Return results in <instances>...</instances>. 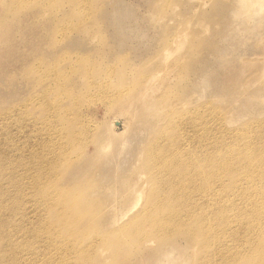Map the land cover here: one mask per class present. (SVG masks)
Wrapping results in <instances>:
<instances>
[{
  "label": "rangeland",
  "instance_id": "374dc122",
  "mask_svg": "<svg viewBox=\"0 0 264 264\" xmlns=\"http://www.w3.org/2000/svg\"><path fill=\"white\" fill-rule=\"evenodd\" d=\"M230 8L218 0H0V155L7 156L0 159L1 171H17L16 181L25 188L32 177L21 167L44 166L49 173L57 164L55 173L70 172L72 179L59 185L69 210L28 200L26 215L8 223L23 225L20 251L29 247L32 253L16 264H154L170 247L175 260L167 264H246L264 225V212L252 210L258 195L229 192L222 200L214 187L217 199L198 213L214 239L216 229L223 232L220 243L207 247L204 237L187 238L193 223L176 227L177 236L163 243L135 220L151 206L136 194H148L160 180L146 171V155L164 142L161 131L170 122L181 127L194 113L200 116L205 127L193 131L209 133L185 149L206 144L203 157L217 153L228 158L227 167L236 166L237 150L244 157L264 154V24L238 32ZM51 116L59 118L51 123ZM112 117L120 125L114 136L107 128ZM72 135L78 142L84 138L85 146H75ZM260 170L264 160L234 184L255 189L259 182L251 184L250 172ZM81 193L85 200L72 204ZM12 214L9 208L1 219ZM246 214L256 223L247 226ZM26 232L29 238H21Z\"/></svg>",
  "mask_w": 264,
  "mask_h": 264
},
{
  "label": "bare ground",
  "instance_id": "6f19581e",
  "mask_svg": "<svg viewBox=\"0 0 264 264\" xmlns=\"http://www.w3.org/2000/svg\"><path fill=\"white\" fill-rule=\"evenodd\" d=\"M218 1H225L226 3H229V6L232 7V10L230 8L229 16L233 19L232 22H234L236 24L237 29H239L238 32L242 33V32L247 31L250 28V26L256 22H260V23L264 24V0H218ZM88 12H89V10H88ZM88 12L86 11L87 14H88ZM228 21H230V19ZM199 74H201V73H199ZM169 75L170 74H168V76L166 75L165 78H163V79L169 80V77H170ZM45 78H44V80H45ZM53 78H54V76L52 77V79ZM93 80H92V84H93ZM99 82H101V81L99 80ZM97 83H98V81L96 82V84ZM108 83L109 82H107V84ZM93 85H95V84H93ZM89 86L92 87L91 84ZM96 86H98V84ZM96 86H95V88H96ZM103 87H104V85H103ZM149 88H152V87L149 86ZM96 89H98V88H96ZM100 89H101V87H100ZM100 89H98V90H100ZM110 89L111 88L109 87V90ZM88 90H89V88H88ZM105 90L107 91V89H105ZM46 99H47V97H46ZM75 99L77 100V98H75ZM136 99L137 100H145V99H142L141 95H137ZM84 101L86 102V100H84ZM52 102H54V101H52ZM63 102H64V100H63ZM48 103H50V100ZM48 103H46V104H48ZM58 103H59V105H56V106L60 107V102H57V104ZM49 105H51V104H49ZM74 107L78 108L79 106L77 107V105H75ZM53 108H55V107H53ZM53 108H52V110H53ZM64 108H66V107H64ZM56 109L61 110L58 107H56ZM56 109H54V110H56ZM58 110L56 112H59ZM66 110H68V109L66 108ZM80 110H81V108H80ZM52 112L54 113V111H52ZM68 112H69V110H68ZM124 112L128 113V110L125 109ZM64 113H61V114H64ZM56 114H59V113H56ZM70 114H72V113H70ZM66 115H68V113ZM69 115H68V117H69ZM57 116L58 115H56L55 117H57ZM53 117H52V119L50 118L51 123H52ZM71 117L73 119L74 115ZM58 118H55V120H57ZM60 118H62V117H60ZM74 118H76V120H77V116ZM116 119H118V118L112 117V121L110 122V125L107 126L108 133L110 136L115 135L116 130L114 127H116L115 125H119V121H118L119 119L118 120H116ZM55 120L53 122L54 124L56 122ZM69 121H70V119H69ZM80 122L81 121L79 120V123ZM124 123H125L124 121H121V126H123V128H124V125H123ZM58 124H59V122H58ZM58 124L56 122V125H58ZM62 124H59V126H61ZM181 124H182L181 127L176 122H172V123L170 122L169 124H167V126L164 128V130L161 131V136H160V138H162L164 142L162 144H159V145H156V146L150 148L147 155H146V158H145V169H146V171L148 173H150V172L153 173L154 176L156 178H159L160 180L154 188H151V190L148 194L145 195L143 193V190L138 191V194H136L135 197H137V198L140 197V198L145 199V203L146 204L150 203L151 206L146 208V210H145L146 214L144 216H139V218H136L135 220L140 219L144 224L148 225L152 231V232H150L149 236L150 237L152 236L151 238L154 237L155 239H157L158 241L163 242V243H165L166 240L167 241L172 240V239H174L175 236H177L176 234H178V231H174L175 229H177L176 227L193 223V224H195V228H193V230L189 234H187V238H189L190 236H197V235L204 237L202 239L203 244H204V246L207 247V245H211L215 242L220 243L221 242V233L223 232V228L222 229L220 228L219 230L216 229V231L218 233H216L217 236H216V239H214L215 238V237H213V236H215L213 234L214 232H210L209 230H207V227L205 225L202 226V224H205V223L208 224L207 219L205 218V216L198 213L199 211H204L202 206L207 204L209 201H212V198L215 200L217 199V193L215 190H213L214 187L218 186V189H219L218 190V198L222 199V200H224L227 197V194L229 192H238L240 194L241 193H244V194L248 193L250 198H254L258 195L260 198V201H258L257 199H254L252 201L254 208H256V209H252V210H255V212L258 216L263 215V212H264V171L260 170L261 174H257L256 172H254V173L250 172L251 175L253 174V178L251 179V184H255L256 182H259L255 186V189L249 190V188L248 189L239 188L234 183L237 181H240L242 175L245 174L246 168H249L251 171H253L259 163L263 162L264 154L262 155L261 153L257 154V153L253 152V154L251 153V155H252L251 157H249V155H245V157H244L243 156L244 154L242 153V151L237 150L238 149V148H236L237 144L233 143L235 145V147L233 148V151L237 150L239 159L236 163V166L227 167L228 162H229L228 158L223 157L221 155H218L217 153H213L209 157H205V158L203 157V151L207 147L206 144L199 143L193 147L185 149V147L188 144H190L194 139L199 138V137H204L207 135V133H209L208 131H204L201 135H199L198 131H193L196 126L200 125L202 127H205V124L202 122L200 116H197V114L194 113L190 117V119H188L185 123H181ZM79 125H81V123ZM51 129L53 132V128H51ZM60 129H62V128L57 129V131H60ZM83 130H84V128L82 129V131ZM49 131H48V134L51 135V130H49ZM54 132H56V131H54ZM74 132H77L79 134V132L77 130ZM81 133L79 134V137H80ZM62 134H64V133H62ZM76 136H74V138H75L74 139L73 135H72V138L75 141L77 140ZM49 137L50 136H48V138ZM53 137L55 138L56 135L54 136V134H53ZM64 138H65V136H64ZM112 138H115V137H112ZM80 140L81 139H79V142H80ZM83 140H84V138H83ZM59 141H56V142H59ZM82 141L80 142L81 145H83ZM77 142L78 141H76L75 146H77ZM63 144H65V143H63ZM75 146H74V148H75ZM83 146H85V145H83ZM255 146H257V145H255ZM65 148H66V146H65ZM105 149H106V147H104L102 150H105ZM254 150H255V147H254ZM1 153L3 155H5V153H3V152H1ZM58 153L59 152H57L56 155H58ZM64 153H65V151H64ZM3 155H0V159L4 158ZM56 155H54V156L57 157ZM6 157L4 159H6ZM85 158H86V156H85ZM69 159H72V158H69ZM0 162H1V160H0ZM48 165H49V163L46 164V169H48ZM56 165H55V167L51 166L49 173H48V171H46V172L42 171V169L45 168L44 166H34L33 165V166H31V168H28V169H24L23 167H21V169L25 170L26 172L28 170H30L31 177H32L30 186L29 187L26 186V188L23 186L24 183L22 184V183H18L16 181L15 174L17 171H14V172L10 171L9 174L8 173L4 174L2 172L3 170L1 171L2 167H0V264H16L17 258H18L19 263H21L23 255H28V253H29L32 256V253H30V251H29V247L23 248L20 251V249L22 248V242H21V239L17 238V235L20 231V228L23 225L21 226L19 224L17 226L16 222L14 221L8 226V223H10L13 219L14 220L20 219L22 217L23 213L26 215L25 205L27 204L28 200H30L31 202H35V203L39 202L38 204H41L42 206L47 207L48 209H51V210H55V211L57 210L58 206L63 207L64 210H69L68 209L69 205L67 204L68 202L63 197V193L65 191L60 189L59 185L62 182L63 183L70 182L72 180V179H70L71 174H70V172L63 171L60 173V175H57V173H55V171H54V169L56 168ZM215 172L218 175L217 181H216ZM223 179H225L226 183H228L227 184V192L225 191L224 186H223L224 185ZM215 182H217V183H215ZM49 183L51 184V187L49 188L50 190H47L46 186L49 187ZM147 183L148 182L145 181L144 184L146 185ZM64 187H66V186H64ZM8 188H10L11 191ZM106 191H108L107 192L108 195L111 193V191H109V188L108 189L106 188ZM90 192L94 193L95 189H92ZM13 195H14V197L9 199ZM55 196H62V200L53 202L54 201L53 198ZM21 198L23 200H21ZM82 200H85V197H84V194L81 193L78 198H76L75 200L72 201L73 202L72 204H75L77 206L81 203ZM146 204H145V206H146ZM185 204H186V206H185ZM114 205H115V202H114ZM9 208H11V211L13 213L12 218H10L6 221H3L1 219V215H3L5 213V211L8 210ZM181 210H184L187 213L185 215H183L180 212ZM222 212H224V211L222 210ZM222 216H223L222 221L225 222L227 219L226 213L222 214ZM246 216H247V214L245 215L244 219L247 221V226H251V225L256 223L255 218H249ZM60 217L61 216H59L58 219ZM98 217H99V219L105 218L104 216H101V215L97 216L96 218H98ZM218 217H219V214H218ZM221 218L219 220H221ZM21 220H23V219H21ZM21 220H20V222H21ZM143 223H135V224H137V225L142 224L143 225ZM134 226H136V225H134ZM141 233L143 234V232H141ZM47 234H48V232H47ZM149 236L147 235V237H149ZM27 237H28L27 232L25 233V235L21 236V238H24V239H26ZM260 238H261V240L259 242V246L253 250V252L251 253L250 256L246 257L247 259H243V260H247V262L245 261L246 264H264V225L262 226V229H261ZM143 242H149V240L144 239ZM174 248L175 247H170L167 251H164L163 253L159 252L158 255L156 256V260H155L154 264H167V262L169 260H171V259L175 260L174 259V252H173L175 250ZM10 252L16 256V259L13 256H11V257L9 256ZM174 263H177V262H174Z\"/></svg>",
  "mask_w": 264,
  "mask_h": 264
}]
</instances>
